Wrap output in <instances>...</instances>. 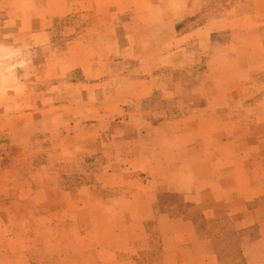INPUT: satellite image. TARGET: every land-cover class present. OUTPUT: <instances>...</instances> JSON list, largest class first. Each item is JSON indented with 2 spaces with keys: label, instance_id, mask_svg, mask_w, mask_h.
Instances as JSON below:
<instances>
[{
  "label": "rangeland",
  "instance_id": "374dc122",
  "mask_svg": "<svg viewBox=\"0 0 264 264\" xmlns=\"http://www.w3.org/2000/svg\"><path fill=\"white\" fill-rule=\"evenodd\" d=\"M254 7L0 0V225L57 238L29 259L113 264L125 233L143 228L137 264H157L167 228L157 217L184 219L196 192L187 188L207 182L235 193L223 195L226 218L192 219L195 252L264 264V26ZM131 211L149 219L130 221Z\"/></svg>",
  "mask_w": 264,
  "mask_h": 264
},
{
  "label": "crops",
  "instance_id": "0c3cea01",
  "mask_svg": "<svg viewBox=\"0 0 264 264\" xmlns=\"http://www.w3.org/2000/svg\"><path fill=\"white\" fill-rule=\"evenodd\" d=\"M260 1L254 0L256 7L253 9L255 10L253 14L254 22L258 28L264 26L259 16L260 8L258 6H261ZM257 19L260 20L257 21ZM206 183L202 182L200 186L194 185L187 188L189 190L196 189V192L187 191L190 197L184 219L174 218L165 214L157 217V220L165 222L167 226L162 236L163 250L161 260L157 264H219L217 256L213 253L195 252V248L203 245V241L199 240L192 219L200 216L206 222L212 223L226 218L229 215L222 213V211H225L222 210V205L229 204V202L223 199V195L225 198L226 195L235 192L231 189L222 191V188L216 186L212 188L211 185ZM205 188L209 190L206 191ZM129 213L131 216L126 219L129 218L130 221H145L149 219V217L140 215L134 217L132 216V211ZM238 229L240 228L236 230ZM52 233L51 231H42L40 229L12 230L2 228L0 225V264H35V261L28 258V254L32 250L42 248L47 242H56L57 238L54 239L56 235L53 236ZM146 240L147 234L143 228L135 233L133 230L127 231L123 246L120 247L121 250H118V248L113 250L115 251L113 264H137V261L145 255L144 253L141 254L144 251L141 246L145 245ZM241 255L246 259L247 249L245 247L242 248ZM36 264H39V262Z\"/></svg>",
  "mask_w": 264,
  "mask_h": 264
}]
</instances>
